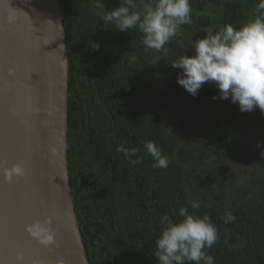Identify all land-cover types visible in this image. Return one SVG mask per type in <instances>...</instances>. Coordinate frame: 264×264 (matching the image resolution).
I'll list each match as a JSON object with an SVG mask.
<instances>
[{
    "label": "trees",
    "instance_id": "16d2710c",
    "mask_svg": "<svg viewBox=\"0 0 264 264\" xmlns=\"http://www.w3.org/2000/svg\"><path fill=\"white\" fill-rule=\"evenodd\" d=\"M59 1L69 48L68 174L89 264H157L160 218L167 214L179 220L173 212L180 207L207 214L216 225L218 240L206 250L215 264H264V174L261 193L248 206L245 196L209 197V181L216 173L207 166L210 158L230 159V128L252 112L251 131L263 144L264 113L258 107L240 112L230 98L214 99L219 90L208 83L199 101L211 108L224 102L220 118L227 126L216 131L212 147H194L184 136L201 110L175 105L170 86L176 74L169 60L145 49L138 29L121 32L101 20L104 10L119 7L120 0H100L104 7L99 8L98 0ZM189 2L192 23L180 26L177 38L184 40L179 42L203 38L209 28L225 24L239 28L258 14L259 0ZM148 140L168 157L167 168H152L143 146ZM118 145L137 148L140 162L130 164L116 151ZM260 165L264 171V162ZM191 201L199 202V209H192ZM228 212L236 219L225 224L222 217Z\"/></svg>",
    "mask_w": 264,
    "mask_h": 264
},
{
    "label": "water",
    "instance_id": "95a60500",
    "mask_svg": "<svg viewBox=\"0 0 264 264\" xmlns=\"http://www.w3.org/2000/svg\"><path fill=\"white\" fill-rule=\"evenodd\" d=\"M68 64L59 0H0V162L28 169L0 175V264H89L67 165ZM53 214L44 247L24 226Z\"/></svg>",
    "mask_w": 264,
    "mask_h": 264
},
{
    "label": "clouds",
    "instance_id": "9594fccd",
    "mask_svg": "<svg viewBox=\"0 0 264 264\" xmlns=\"http://www.w3.org/2000/svg\"><path fill=\"white\" fill-rule=\"evenodd\" d=\"M102 6L98 0L96 7ZM255 9L258 14L248 23L239 28L232 24L215 31L209 28L203 38L190 41L194 49L192 56L181 52L169 60L173 68L181 70L177 83L193 97L204 83H213L219 90V96L214 99L230 98L238 104L240 112H252L258 107L264 113V0H259ZM191 11L189 0H120L119 7L104 10L101 20L121 32L138 29L145 49L163 53L177 37L180 26L191 25ZM13 19L10 16L9 22ZM92 46L96 50L100 48L98 43ZM143 146L153 159V169L168 167V157L154 141H145ZM116 151L123 153L132 165L140 162L135 147L118 145ZM261 155L264 156V151ZM134 156L137 159H132ZM6 165L7 162H0V175L5 182H18L28 174L22 162ZM190 205L192 209L200 207L197 201H191ZM177 215L180 219L176 221L167 214L160 218L163 227L154 251L157 264H215L214 256L206 251L218 240V230L211 218L207 214H190L187 207L173 212V216ZM53 216H44L24 226L25 232L44 247L56 243ZM222 219L228 224L236 218L228 212Z\"/></svg>",
    "mask_w": 264,
    "mask_h": 264
},
{
    "label": "flooded vegetation",
    "instance_id": "af4514ba",
    "mask_svg": "<svg viewBox=\"0 0 264 264\" xmlns=\"http://www.w3.org/2000/svg\"><path fill=\"white\" fill-rule=\"evenodd\" d=\"M179 40H184V39H179V38H175L174 40H171L169 43V46H167L164 50L163 53L159 52L161 54V56H165V58L167 60H171L172 58H176V54H180L181 52H184L185 54L192 56L194 54V49H192L190 42H185V41H181L179 42ZM197 40V39H196ZM188 45L187 48H185ZM172 69H174L175 72V76L172 77V80H175L174 84L171 83L170 86V92H172L173 94L176 95V106H180V105H188L190 107H195L201 110V112L199 113L196 110V114H193L196 116L195 120H191L192 124L189 127V131H186V134L184 136V138L186 139L187 142L192 143V145L194 147H201L202 149H207L208 147H212L213 146V139L216 135V131L219 129V127L223 128L224 126H227V123L225 124L224 121L226 122V120H223L220 118V114L222 109L224 108V102L220 103L218 106L216 107H206L204 106L200 101V97L201 95H206L205 93V87L207 86L208 83H204L202 85V87L198 90V94L193 97L191 94H189L187 91L179 89V85L177 83V76L178 73L181 71L180 69L177 68H173L171 66ZM172 94V95H173ZM174 112L176 113V107L174 109ZM255 112H252L251 116L248 118L247 121H242L241 123H236L235 125H232V127L230 128V134H231V143L228 147L229 150V154H232V151H236L235 149H239V153L240 155H237L236 152L235 154L231 155L235 157L236 161H240V157H241V152L244 154H250L252 157H254V152L249 148L248 141L250 139H254L255 141H258V136L255 135V133L253 131H251L252 129V123H250V121L253 120L252 115H254ZM215 116V120L213 123L211 124H207L206 120L209 117H213ZM252 117V118H251ZM261 155V153L259 154ZM229 155H227L228 157ZM262 156V155H261ZM227 157L222 158V159H216V158H210L208 159L207 162V166H212L213 171L215 174V176L213 177V181H209V191H210V196L211 198H220L219 194L220 193H225L224 190L219 189L218 188V184L222 185L224 187V189L227 191V193L229 192L226 188V184H230L229 182V178L222 176L223 173L228 174L229 172V166H228V162ZM264 162V160H263ZM227 165V167H225L223 170L221 169V165ZM230 176V174H229ZM212 182V183H211ZM260 183V182H259ZM233 183L231 182V186L230 188H232ZM230 193V192H229ZM261 191L259 189V193L255 196V199L252 201L247 198V200L245 201L248 206H250L251 203H253L255 200L258 199L259 195H260ZM246 196L248 195V193L245 194ZM251 195V194H250ZM235 196V195H234ZM243 196H238L237 198H240ZM236 199V198H235ZM244 199V198H243ZM226 203V201L224 202ZM231 204V203H229Z\"/></svg>",
    "mask_w": 264,
    "mask_h": 264
},
{
    "label": "rangeland",
    "instance_id": "374dc122",
    "mask_svg": "<svg viewBox=\"0 0 264 264\" xmlns=\"http://www.w3.org/2000/svg\"><path fill=\"white\" fill-rule=\"evenodd\" d=\"M174 40V39H173ZM215 120V116L209 117L206 120V123L211 124ZM249 148L254 152V157L250 154H244L241 152L240 161H236L234 156H230V159H227L229 166V172L226 174L223 173L222 176L229 178V182L233 183L232 188L231 182L230 184H226L227 191L224 187L218 184V188L225 191V195L233 196L236 198V195L245 196L249 200H254L255 196L259 193L261 179L263 177L264 171L260 165V163L264 160V156L259 155L262 151H264V143L260 144L258 141L254 139H250L248 141ZM259 145V146H258ZM236 151H232V155L236 154L240 155L239 149H235ZM260 151V153H258ZM227 165H221V169L223 170ZM230 174V176H229ZM246 193H249L247 196ZM251 194V195H250ZM235 195V196H234Z\"/></svg>",
    "mask_w": 264,
    "mask_h": 264
}]
</instances>
